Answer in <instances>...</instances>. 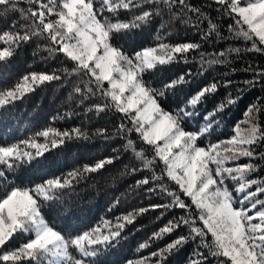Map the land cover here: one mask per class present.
Listing matches in <instances>:
<instances>
[{"label": "snow or ice", "instance_id": "snow-or-ice-1", "mask_svg": "<svg viewBox=\"0 0 264 264\" xmlns=\"http://www.w3.org/2000/svg\"><path fill=\"white\" fill-rule=\"evenodd\" d=\"M21 2L28 7H20ZM213 3L219 6L221 14L234 20V24L228 25L229 32L251 42V47L245 51L264 52L260 47L264 46V0H213ZM165 11L172 20L185 24L192 23L188 15L192 13L198 22L207 20V31L202 38L213 33L224 38L218 25L188 0H0V15L18 12L25 21L18 26L14 21L8 30L0 31V62H8L33 38H42L48 42L49 55L62 54L68 65L52 72H31L14 87L0 90V108L23 99L47 83L68 76L80 77V81L73 84L72 92L81 100L97 97L100 101L87 111H113L122 121H127L116 126L117 132L125 136L134 133L141 142L138 146L134 139L127 138L123 145L141 164L140 168L133 165L129 171L135 173L162 165L160 175L153 171L151 180L147 177L138 180L136 186L155 182L161 193L172 198L170 204L140 207L118 216L115 223L104 220L102 225L81 234L65 236L45 219L42 206L58 199V194L70 188L74 180L113 164L119 159L118 155L86 164L66 177L44 180L31 189L6 185L0 194V264H23L24 261L27 264H103L98 258L118 246L125 229L133 225L137 217L149 210L172 208L184 210L185 215L169 220L154 231L148 240L139 244L138 250L149 248L152 241L163 239L181 226L188 227V235L178 236L150 256L128 260L127 264H166L189 240L196 239L200 240V245L195 252L197 259L191 264H208L209 257L224 258L218 259L217 264H264V199L259 198L264 195V177L253 176L261 167L256 161L264 162V152L257 150L258 145H264V127L258 119V114L264 113L262 98L257 97L248 105L244 119L234 125L229 138L205 146L198 143L214 131V124L219 123L217 116L239 103L246 90L257 84L264 90V69L246 68L254 72L253 79L243 81L244 87L238 89L235 96L229 94L211 111L201 114L199 108L208 96L218 91L220 81L205 85L191 94L182 106L166 111L160 98L169 90L188 83L187 76L182 74L163 87L155 88L145 80V75L199 49L200 45L169 44L157 37L155 46L132 52L125 48L133 33L152 24L154 17L163 16ZM240 52V48H229L211 59H204L202 55V64H223L228 53ZM231 83L227 80L224 86ZM197 117L204 123L198 129L187 130L184 125ZM96 134L108 138L106 129H98ZM36 137H43L44 142L30 138L0 145V165L14 171L32 162L39 164V158L50 149L73 139H88L80 128L59 131L48 127L37 132ZM148 150L152 153L151 159L146 155ZM242 158L248 162L235 163ZM228 162H233L234 166H226ZM4 176L5 172L0 171V177ZM165 177L175 189L170 190L162 182ZM229 180L236 185L235 194L229 190ZM181 194L191 203L181 199ZM18 235L30 238L19 248L3 251ZM209 235L211 241L205 239ZM200 248L207 252L199 251Z\"/></svg>", "mask_w": 264, "mask_h": 264}, {"label": "trees", "instance_id": "trees-1", "mask_svg": "<svg viewBox=\"0 0 264 264\" xmlns=\"http://www.w3.org/2000/svg\"><path fill=\"white\" fill-rule=\"evenodd\" d=\"M188 2L194 7H199L218 25L223 39L218 38L214 33L206 39L202 38L203 33L207 31V20L198 22L195 15L189 13L192 23L185 24L180 20H172L165 11L163 16L154 17L152 24L133 33L125 48L132 52L143 47L155 46L158 43L157 37L169 44L184 42L199 44V49L185 54L169 65L160 67L155 72L146 74L145 80L149 81L153 87L161 88L169 80L176 79L182 74L187 76L188 83L175 90H169L164 97L160 98V104L166 111H173L178 106H182L191 94L205 85L220 81L218 91L208 96L205 103L200 106L199 112L202 114L211 111L229 94L235 96L237 90L244 87L243 81L253 79L254 72L246 71V68L251 66L256 70L264 69V52L245 51L246 48L251 47V42L237 38L229 32L228 25L234 24V20L221 14L218 11L219 6L213 1L188 0ZM20 7L27 8L28 5L21 2ZM14 21L17 26L25 23L20 19L18 12L0 15V31L8 30ZM196 23L199 27L195 26ZM47 43L42 38H33L30 43L23 45L8 62H0V90L14 87L24 75L31 72H52L67 67L62 54L49 55L46 50ZM260 47L264 48V46ZM229 48H240L241 52L239 54L228 53L223 64L211 66L202 64V55L204 59H211L220 52H227ZM227 80H231L232 83L225 87L224 82ZM69 81L73 83L70 84ZM79 81L78 76H68L67 79L47 83L27 94L23 99L0 108V145L20 143L30 138H36L43 143L44 138L36 137V133L48 127L59 131L80 128L88 136V139H73L59 148L50 149L39 158V164L32 162L31 165L25 164L14 171L0 165V171L5 172V176L0 177V194L4 192L6 185L31 189L44 180L66 177L68 173L81 169L86 164H94L99 159L119 156V159L111 165H106L104 169L96 173H87L74 180L70 188L58 194V199L46 202L42 206L45 219L65 236L81 234L97 225H102L104 220L115 223L118 216L140 207L147 208L150 204H170L172 199L161 193L155 182L136 186L138 180L146 177L151 180L153 171L156 175H160L162 165L135 173L129 171L133 165L140 168L141 164L134 158L132 152L125 151L123 145L127 138L134 139L138 146L141 142L136 139L134 133L125 136L117 132L116 126L121 122L127 124V121H122L121 117L113 111L102 113L94 110L87 111L93 103H100V101L97 97L81 100L75 95L72 87ZM257 97L262 98L264 102V90L260 84L246 90L239 103L217 116L219 123L214 124V131L198 143L205 146L210 142L225 140L233 135L234 125L244 119L245 109L255 102ZM258 119L264 127V113L258 114ZM203 123L204 121L197 117L190 119L184 127L187 130H195ZM98 129H106L108 138L97 135ZM144 147L147 148V146ZM257 150L264 152V145H258ZM146 155L149 159L152 158L150 150L146 151ZM240 162L248 161L243 159ZM256 163L261 167L253 176L264 177V162L256 161ZM162 182L170 190L176 188L166 177ZM149 187L155 190L148 192L146 189ZM231 187L232 185H229V189ZM259 198L264 199V195ZM181 199L191 203L182 194ZM162 211L163 216H161ZM183 215H185L184 210L179 208H172L168 211L149 210L137 217L133 225L127 226L123 234L124 238L118 246L102 253L98 259L103 261V264H127L128 260L135 261L150 256L151 252L163 248L176 237L188 235V227L181 226L163 239L152 241L149 248L138 250L139 244L148 240L154 231H158L169 220ZM29 238L27 235H18L3 251L19 248ZM205 239L211 241V236ZM198 245H200L199 239L189 240L167 259L166 264H191L192 260L197 259L195 252ZM199 251L206 253L207 249L200 248ZM218 259L223 260L224 258L209 257L208 264H217ZM23 264H27V261Z\"/></svg>", "mask_w": 264, "mask_h": 264}, {"label": "rangeland", "instance_id": "rangeland-1", "mask_svg": "<svg viewBox=\"0 0 264 264\" xmlns=\"http://www.w3.org/2000/svg\"><path fill=\"white\" fill-rule=\"evenodd\" d=\"M211 1H213V0H211ZM244 158H242V159H240L239 161H236L235 163H239V164H243L242 162H240L241 160H243ZM226 166H234V163L233 162H228L227 164H226ZM228 185H232V187L229 189L230 191H232L234 194H235V187H236V185L234 184V182H232V181H228ZM234 185V186H233ZM252 190H254V188L252 189Z\"/></svg>", "mask_w": 264, "mask_h": 264}]
</instances>
